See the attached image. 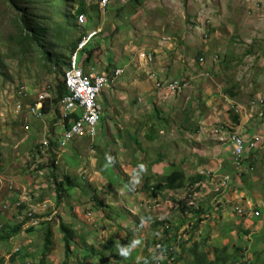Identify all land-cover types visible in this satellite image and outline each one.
<instances>
[{
    "label": "rangeland",
    "instance_id": "rangeland-1",
    "mask_svg": "<svg viewBox=\"0 0 264 264\" xmlns=\"http://www.w3.org/2000/svg\"><path fill=\"white\" fill-rule=\"evenodd\" d=\"M224 1L143 0L140 4H137L134 0H109L105 10L102 11L99 6L100 0H93L94 4H98L96 12H92L90 16L85 15L86 21L85 23H78L79 28L76 29L75 35L77 36L80 33L87 35L100 28L101 32L91 42L104 41L107 37L111 39L108 51L105 49L88 66H93L96 70L108 74L112 72L115 66L120 65L125 67V73L119 76L118 79L122 83L111 91L119 104L117 103L118 106H115V102L110 97L112 94L110 93L111 95L109 96L108 89L104 88L103 93H101V100L99 101L100 106L103 108L102 116L95 126L96 129L93 137L74 138L68 141L64 149H59L58 151L53 149L55 154L53 157H50L46 151L37 153V147L44 144V142H48V138L50 136L53 137V134L55 135V140L60 139L62 135L61 126H56L53 134L47 135V129L54 115L47 113L42 117H36L29 111L30 102H34L38 98L39 93L45 90L46 83H52L53 75L46 77H42V75L38 76L37 72L39 68L36 62L29 66L31 71L28 70V72L25 67H19L16 60H9L7 63L9 67L8 73L14 79L12 83L8 81L5 84L0 81V225L7 224L11 228L21 219V217L17 219L15 215L17 211V208L14 206L15 202L11 199V196L6 200L3 197V192L16 191L20 193L23 190L21 193L24 192V194L20 197L21 200H24L29 205L44 202L46 208L53 214L51 218L59 214L60 219L68 224H74L73 228L77 232V236L72 243L74 250L83 247L84 243L81 237H87L85 238L87 244H92L96 247L112 237L116 239L129 237L134 240V243H131L129 246L130 249L138 250L136 257L133 259V264H143L144 259L142 258L145 255L151 256L154 251L153 248H150L151 250L149 252L146 251L148 253L144 254L147 244L145 243V238L147 239L146 236L152 234L151 225H147L145 229L142 227L140 231H138L139 229L136 224L133 230H130L129 226H132L133 215L137 223L140 220V216L145 217L147 213L153 217L157 215L162 220L166 218L164 220L175 224L172 227H176L177 229L175 233L177 241L186 240L188 237L186 229L189 227V224L184 221L183 215L180 213L181 208L170 203L175 200L181 201L183 198L186 199L187 190H184L186 188L177 193L176 191L163 190L157 197L147 192L143 194V179L151 175L150 171H147L148 166L141 167L140 170L138 169L139 172L133 173L129 172L130 170L127 167H123V165L121 166V164H125L126 162L133 165L136 163V167L138 166L139 168L138 160L140 156L144 155L146 164H148V161L152 164L156 158L161 156L163 162H158L162 164L159 166V170L161 171L155 172L154 175H163L170 169L169 166H172V163L176 162V164L183 165L184 168L182 169L185 170L184 172L187 177H191L207 169L205 166L212 167L209 160H203L205 155L202 142L213 145L217 143V140L210 132L212 128L207 129L206 133H202L199 120L213 112L216 114L221 112L229 114V111H226V108L223 107L211 108L210 111L209 105H206V102L207 99L211 98H204L201 86L204 84L215 93L214 90L217 87L215 73L219 68H224V60L221 58V48L216 53L219 55V58L213 56L212 59L205 58L204 62L199 63V57H196L197 54L193 56L195 57L196 65L198 64L197 66L195 65L196 74L209 71L211 77L199 75L200 77L197 76L192 81L193 83L190 87L186 88L179 96L159 102L157 99H152L151 97L150 99H143L141 96L142 87L136 82H133V85L129 88V84L134 80L133 76L136 74V70L141 69L139 66L134 67L131 59L134 57L133 55L137 56L139 51L147 47L158 50L159 45L156 41L160 42V47L163 49V46L169 42L166 41L169 38L168 36H171L172 40L173 38L177 39L176 37L181 33L180 29H178L179 26L174 24L173 28H168L167 25L170 20L177 22V19L184 16L186 22L189 23L187 27H189L195 19V16L193 17L191 12H197L202 8L208 10L209 7H216L218 2ZM251 18L255 27L252 30H247L246 35H249L257 46L251 50L252 55H254L252 61L244 60L245 58H243L240 62L236 61L232 68L225 69L228 73L226 78L230 79L229 76L233 70L234 74L240 78L239 82L246 86L255 81L258 74H261V69L264 66V16L257 13ZM189 30L192 32V27L187 28V31ZM172 32H174V36ZM191 34L193 38L191 39L188 36L189 34H187V39H185L184 43L187 44L188 41L192 45L199 43L200 37L197 35L198 33ZM240 39H242V44L237 47L239 52L247 48L244 39L247 40L249 37L241 35ZM189 46L191 45L189 44ZM214 49L216 50V47ZM165 50L167 51V49ZM129 58L131 69L128 70L126 63H128ZM82 60L83 52L80 51L77 54V63L82 62ZM109 60H111V65L107 71L105 68L109 65ZM179 72L185 73L184 68H180ZM127 73L130 74V79H128ZM19 76L22 78L24 86L29 92L27 99L19 100L20 102L23 100V106L20 111L17 108L16 89L13 88V86L19 84ZM213 77L215 80H213ZM248 95L247 91L244 92L241 94L240 100L242 102L247 101L246 97ZM132 98L136 102L132 103ZM121 101H124L129 107L125 108V104L120 105ZM150 104H152L151 109ZM226 106L230 108L229 105ZM22 111L23 113L21 114ZM125 114L131 118V122L128 124L123 123L121 118ZM138 117L145 118V120H149L150 122L146 121L145 123L143 121V123H140V121L136 120ZM185 118L186 121L184 120ZM152 122L155 123L154 127H151ZM195 125L199 126V130L196 133L188 130V128H194ZM39 126H41V130H38ZM46 127V132L43 134L42 131ZM150 132L153 134V140L146 137ZM204 137L205 139H203ZM24 138L26 139L25 142ZM102 140L108 144L104 148V150L106 149L107 153H105L108 160L104 161L95 157L97 151L92 150V143L90 142L93 141L98 144ZM137 142L139 143L136 144ZM29 144L35 148V156L28 154L30 151L27 149L31 147L27 148L25 145ZM137 145L140 148L137 149ZM132 151H135V153L132 154ZM78 154L84 157L82 160H85L84 166ZM135 154H137V157ZM181 156L184 157L181 158ZM90 158H93L92 163L94 165H92L94 169L99 173L102 172L101 177L103 181L101 183H99V176L93 173V170L84 169L89 166ZM51 161L54 162L59 174L67 172L72 180V184L70 183L66 187L65 197L62 198L64 201L60 204L57 201L58 196L52 177L49 175V181L43 183L48 174L44 173L36 176L35 172L36 169L51 168ZM81 167L83 169H80ZM231 169L232 167H227L224 171L227 172ZM256 169L254 168L251 173L244 174L245 176L241 179L242 183H240L242 188L239 186L237 188H230L227 200H225L224 194L218 191V186L214 183L206 184L198 190L196 201L202 205L204 211L211 204L217 203L218 206L220 204L222 206L219 209L212 207L208 214H206L207 216L202 214L204 220L198 224V229L202 235H199V232L195 234V239L198 240H201L205 233L208 234V238L204 242V250L210 252L209 258H213V249L215 247L229 244V251H232L233 245L237 244V242L245 243L246 240L248 243L244 248L245 256L242 258L240 256L235 264H239L245 259L250 261V263L264 264V219H257L249 215L248 208H246L243 214L239 215L235 211V208H231L232 205H230V203H235L232 201V198L243 192L242 197L244 200L251 198V200L255 199V201L261 202L262 207L260 210H264V187L262 185L264 184V179L256 180L255 177V183L251 182L254 179V174L262 172V176L264 177V167H258L257 171ZM121 171L128 173V179L124 180L126 183L123 182L124 177ZM234 171L237 174L239 169L237 170L235 167ZM230 172L232 173L233 170ZM154 175L149 177L150 182H148L150 184L157 180V177ZM10 182L16 187H10ZM148 182L146 181L145 183L148 184ZM34 183L36 185L43 183L45 186H49V188L37 190ZM234 183H236V179ZM91 195H95L96 198H89ZM96 200H101L104 204L110 206V210L113 213H108L110 216H107V213L104 214L103 209L98 206ZM155 201L160 202V207H152ZM4 204H7L8 207L4 208ZM161 205L163 206L161 207ZM236 205L237 203L234 206ZM241 206L245 207L243 203ZM157 208H164V211L161 209L162 212H150ZM24 211L22 213L18 212L19 215L22 216ZM87 212H91L92 214L88 216L89 218L85 214ZM54 219H52L53 223L51 224L53 246L47 254L48 258H46L45 264H63L62 262L65 260L63 233L59 228L58 218ZM9 228L7 229L9 230ZM25 229L26 227L24 226L17 234L0 240V259L3 261V264L39 263L44 244L43 229H45V225L38 224L37 231L33 232H28ZM244 232H246V235H244ZM176 243L174 245L175 250L178 249ZM258 244H260L258 249L260 250V259L257 261V258L253 256V250L257 249L256 245L258 246ZM18 248L19 251H17ZM90 251L91 249H89ZM97 253L94 256L95 259H92L90 264H107V260H110L111 264H115L113 262L114 258L110 256L109 251L103 252L105 257L109 253L106 260L105 258L104 260H100L102 253ZM160 257L167 258L168 256L160 255ZM68 262L70 264H77L76 257H72ZM121 262L123 263V261ZM169 262L172 264L175 261L169 259ZM175 264H190L189 258L185 255L183 260H177Z\"/></svg>",
    "mask_w": 264,
    "mask_h": 264
},
{
    "label": "trees",
    "instance_id": "trees-1",
    "mask_svg": "<svg viewBox=\"0 0 264 264\" xmlns=\"http://www.w3.org/2000/svg\"><path fill=\"white\" fill-rule=\"evenodd\" d=\"M142 1L143 0H134L137 4H140ZM97 6L98 4H94L93 0H0V81L4 84L8 81L12 83L14 79L13 77H10L8 73L9 67L7 63L9 60H16L18 66L25 67L27 71H31L29 66L36 62V65L39 68L37 72L38 76L42 75V77H46L48 75H53L52 83H46V89L50 94V98L44 101L42 107V112L44 114L52 113L54 115L53 120L49 124V129L51 128L50 132L52 134L56 126H61L62 133L65 129H69L72 124L69 117H75L77 119L76 113L71 114L68 118H64L63 116L61 101L67 93L64 71L70 60V55L75 50L81 37L84 36L83 33H80L77 36L75 35L76 29L79 28L78 17L80 15L90 16L92 12H96ZM91 41L88 42L82 50L84 57L83 65L85 67L90 63L92 64L93 60L102 54L105 49L108 51L109 43H111V39L108 37L105 38L104 41ZM108 62L109 65H111V60ZM18 82V86H24V82L20 76ZM224 91L226 94L232 96L230 88L225 89ZM34 103L35 100L34 102H30V105H33ZM43 113L42 115H44ZM230 115L235 122L238 121L237 115L233 114L231 110ZM184 120L186 121V118ZM154 126L155 123L153 122L151 127ZM152 130L154 129L152 128ZM188 130L192 133H196L199 130V126L195 125L194 128L191 127L188 128ZM86 137H89V135L87 134ZM146 137L148 139L154 138L151 132L148 133ZM74 138L78 137H73L72 140ZM55 139V135L53 134V137L50 136L48 138L47 144H41L37 149L40 151L46 150L49 156L53 157L55 155L53 149L59 147V139ZM138 143L139 142L136 144ZM92 146L97 151V157L99 160H108L106 157V149L104 150L108 144H106L104 140L98 144L94 142ZM138 148H140L139 145H137V149ZM134 153L135 151H132V154ZM78 156L80 157V154H78ZM162 160L163 158L160 156L151 163L155 164ZM244 161L249 162L250 158H246ZM172 165L173 168L171 171L159 176L155 182L150 184L148 179H146L145 182L147 181L148 184L144 182L142 189L151 193L152 196L157 197L159 192H162L163 190H182V188H186L189 184L193 185L195 183H200L204 179V176L199 173L187 177L180 165ZM50 167L51 170L49 173L54 181L55 190L58 196L57 201L60 204L64 201L62 198L65 197L66 187L69 186L70 183L72 184V180L67 172L59 174L53 161L50 162ZM238 174L243 178L245 173L238 171ZM195 189L199 190L200 187H195ZM91 196L89 198H96L95 195ZM96 202L98 206L103 209L104 212H102L104 214L107 213V216H110L109 214L113 213V211L110 210V206L104 204L103 201L96 200ZM183 202L184 201H179L180 204H183ZM211 205L207 206L205 211L200 203L197 204L196 207H180L184 221L189 224L186 231L188 237L186 240H181V242L177 241V236L175 235L177 229H170V225L168 226L166 224L167 220H156L153 218V227L155 229L158 228V230H160V227L163 228V236L157 231L155 233L159 237L160 235L162 237L159 240L161 247L159 249L157 248V251L155 250L156 253L153 256L145 255L143 264H154L156 262H158L157 264H170L169 259L176 262L177 260H183L185 255L189 258L190 264H235L240 256V258L244 257V248L248 243L246 240L245 243L237 242V244L233 245L232 251H229V244L222 247H215L213 249V258H209L210 252L204 250V242L208 238V234L205 233L201 240L195 239V234L199 230L198 224L200 221L204 220L202 214H208L212 207L214 209L222 207L221 204L219 206L217 204L213 206ZM28 206V203L25 204L24 201H22L17 209L22 213V211L26 210ZM248 214L250 215V213ZM49 215H51L50 210L46 212V216ZM252 216L257 219L260 218L259 216ZM146 217L151 218L152 216L147 214ZM54 218H58L59 228L63 233V242L65 246V260L62 262L63 264H70L68 260L72 257H76L77 264H90L91 260L95 259L94 256L98 254L97 252L102 253L100 260H104V258L106 260L110 253V256H112L115 261L124 260L125 263H129L133 262V259L138 253L137 249H130L129 246L131 243H134V240L129 237L123 239L112 237L97 247L92 244L88 245L85 240L86 237H81L84 243L83 247L74 250L72 243L77 236V232L75 231V228H73L74 224L66 223L64 220L60 219L61 217L59 214ZM54 218L41 220L39 222V225H45V229H43L44 244L42 248V256L39 259L38 264H45L46 258L48 257L47 254L53 246L51 240V224L53 223V220H55ZM28 220V217H25L24 220H18L11 228H9L7 224H1L0 240L17 234L22 230L24 224ZM133 220H135L134 215ZM37 226L38 225L26 226L25 230L28 232L37 231ZM129 227L132 228V226ZM7 228H9V230ZM246 232H244V235H246ZM157 243L158 240L155 236L151 238L147 243L144 254L147 249L156 247ZM175 243L179 247L178 250L174 249ZM260 244H258V246L256 245V250H253V256L254 258H257V261L260 259V250H258ZM123 246L126 247V249ZM89 249H91L90 252ZM106 251H109V253L105 257L103 252ZM158 253L168 257L153 261V258ZM11 258L13 259V257ZM175 262L173 263L175 264ZM106 263H108V260ZM0 264H3L1 259ZM239 264L255 263H250V261L245 259Z\"/></svg>",
    "mask_w": 264,
    "mask_h": 264
},
{
    "label": "crops",
    "instance_id": "crops-1",
    "mask_svg": "<svg viewBox=\"0 0 264 264\" xmlns=\"http://www.w3.org/2000/svg\"><path fill=\"white\" fill-rule=\"evenodd\" d=\"M252 8H253V2H248L246 0H225L224 2H218L216 7L212 6V7H209L207 10L208 13L212 17V22L208 26V36L207 37L204 38L202 36V34H201L202 29L199 28V25L197 23H195V21L192 22V24H190L191 26H189L190 28L192 27V32L190 30L187 31V28H189V27H187L189 23L186 22V20L183 16L182 18L177 19L176 20L177 22H174V20H170L169 24L167 25V27L170 29L173 28L174 24L179 26L178 29H180L181 33H179V35L176 37L177 39L173 38V40H172V37L168 36L169 42H167L166 45L163 46L164 47L163 49L160 47L159 41H156V43L159 45L158 50L150 49L148 47L145 49H142L146 52H150V53L154 54L155 60H154V64H153L152 68L155 70V72L157 73V75L160 79L170 80V79H173L176 77L193 76L192 81H194V79L197 76L200 77L199 75L208 76V77H211V76H210L208 70H207L208 72L196 74V71H195L196 61H195V57H193V56H195V54H197L196 57H199V58L201 57L204 59V61H205V58H211L212 59L213 56H215L216 58H219V55L216 53H218L217 52L218 49L221 48V55H222L221 58H222V60H224L223 61V67L224 68H219L216 71V73H215L216 80L213 77V80H215V83L217 86L216 90H214L215 93L213 92V90H211L210 88H208L204 84L201 87L203 89L202 92L204 93V98H208V97L211 98V99H207V102H206V105H209L210 111H211V108L223 107V108H226V111H229V114L228 113H222V112L216 114L213 112L209 115H206L204 118L199 120V122L201 124L200 130L202 131V133H206L207 129H209V128L213 129V128L221 125V124H227V123L235 122L234 119H232V117L230 115V109H232V108H231V105L228 103V101H226V99H225V97H227V98L233 99L236 102L240 103L243 107H245V109L248 112L247 117L246 116L241 117V120H239V122H238L239 124L237 123V125H236L238 127L237 129L239 131H241L243 133V136L246 138L249 137L250 135H256V136H260L264 141V116H259V114L256 110L250 108V104H249L250 100L258 98L261 95H264V68H263L264 66L261 69V72H260L261 74L260 75L258 74V77L255 79V81L248 84L247 86L239 82L240 78L234 74L233 70H232V74L229 76L230 79L226 78L228 73L225 71V69H227V68H232L236 61L240 62V60H242L243 58H245L244 60L252 61V59L254 57V55H252L251 50H253V48L255 49L257 46H256V44H254L255 43L254 40L249 35H246V32H247V30H252L255 27L253 20L251 18L253 15L258 13L259 15L264 16V0H262L261 10L257 11L256 9L253 10ZM191 13L194 17L196 11L191 12ZM191 33H194V34L198 33L197 35L200 37L199 43L194 44L195 46L192 45L190 43V41H188L187 44L184 43L185 39H187V34H189L188 36H190L191 39L193 38ZM172 34H173V36L175 35L174 32H172ZM241 35L244 37H249V39H247V40L244 39L246 42L245 46L247 48H245V50L242 49V51L239 52L237 47L242 44L241 43L242 39H240ZM170 39H171V41H170ZM189 44L191 46H189ZM215 47H216V50L214 49ZM165 49H167V51ZM193 52H196V53H193ZM133 56L134 57H132V59H131V61L134 63L133 66L134 67L139 66V67H141V69L136 70V74L133 76L134 80L129 84V88L131 85H133V82H136V83H138L139 86L142 87L141 88V93H142L141 96L143 99L144 98L150 99V97L152 99L153 98L155 99L156 95H157V91L154 88V84L152 82V79H150V77H149L148 70H146L147 68L145 67V64L143 63V60H141L140 58L138 59L136 57V55H133ZM214 60H215V58H214ZM204 61H201V62H204ZM263 61H264V59H263ZM201 62H199V63H201ZM126 65L128 66V70L131 69L130 68V58L128 59V63H126ZM185 65H187V67H185ZM182 67L184 68V71H185V73H183V74L179 72L180 68H182ZM177 72H179V73H177ZM211 75L214 76V74H212V73H211ZM128 79H130V74H128ZM192 81H191V84L193 83ZM118 82H119V84L122 83L121 80H119ZM225 83H226V85H225ZM247 87H249V88H247ZM228 88H230L232 96L225 93L224 90L228 89ZM246 91L249 93V95L246 97L247 101H244L245 102L244 103V102H242V100H240V96H241V94H243ZM126 92H127V90H126ZM109 96L111 97L112 101L115 102V106L116 105L118 106L119 102L117 101V98L115 96H113V92H109ZM173 97H176V96L173 95V96H170L168 98L170 99ZM100 98H101V96H100ZM100 98H99V100H100ZM139 100H140V98H139ZM131 102L134 103L136 101H134V99L132 98ZM123 104L126 105L125 108L129 107L124 101H121L120 105H123ZM151 105L152 104H150V109L152 107ZM226 105H229L230 108H228ZM22 113H23V111L21 112V114ZM120 113H121V110H120ZM21 114H19V115H21ZM124 116H121L123 123H126V124L130 123L131 118H129V116L127 114H125ZM136 120L140 121V123H143V121H145V123H146V121L150 122L149 120H145V118H140V117H138ZM21 121H22V119H21ZM46 129H47V127L44 128V131H42L43 134L46 132ZM38 130H41V126L38 127ZM210 132H211V129H210ZM49 134H52V133L50 132V129L48 127L47 135H49ZM211 134H212V132H211ZM212 136L217 140V143L211 145V144L202 142L203 149H204L203 152L205 155L203 160H205V161L209 160V162L212 164V167L205 166V168H207L205 170H211V171L215 170V171H218V173H220V174L221 173L230 174L231 178H232V184H233L232 187L237 188L239 186L242 188V186H240V183H242V180H241L242 178L238 174V171H237V174L234 171L235 166L233 164V156L231 154L230 144L227 142H222V141L218 140V138L215 137L213 134H212ZM203 139H205V137ZM25 141H26V139L24 138V142ZM90 142L92 144L94 143L93 141H90ZM29 146H30V144L25 145V147H27V148ZM209 148H210V150H209ZM34 149L35 148L33 147V145L31 148H28L27 150L30 151L28 154H32V156H35L36 154L34 152L35 151ZM92 150L93 151L95 150L93 146H92ZM43 151L45 152L46 150H41V151L37 150L36 152L42 153ZM135 155L137 157V154H135ZM95 157L98 159L97 154L95 155ZM182 157H184V156H181V158ZM188 157H191V156H188ZM246 158H250V161L249 162H245V161L243 162L242 167L239 168L240 172H244L245 174L251 173L254 170V168L258 169V167H260V168L264 167V166H262L264 164V145L262 148L260 146L259 148H256L254 150L247 152L245 159ZM79 159L82 161L84 159V157L80 156ZM92 161H93V158H90L89 159V166L85 167L84 169L87 170V168H88L90 170H93V173H96V175L99 176L98 177L99 183H101L103 181V178L101 177L102 172L99 173V172H97L96 169H94V167H93L94 164L92 163ZM138 162H139L138 165H140L139 168H138V166L136 167V163H134L133 165H130L129 163L125 162V164H121V166L123 165V167H127L130 170L129 172H133V173H136V171L139 172L138 169L140 170L141 167L144 168V167L148 166L147 171L148 172L150 171L151 175L146 176L143 179V182H145L146 179H148V181H149L150 176L154 175V173L157 171H161V170H159V166H161L162 164H160V163L150 164V161H148V164H146V162L144 161V155L140 156V159L138 160ZM81 163L84 166L85 160L82 161ZM166 164L168 165V163H166ZM172 164L179 165V163L176 164V162L175 163L173 162ZM180 166L182 168H184L183 165H180ZM169 167H170V169L167 170L164 174L169 173L171 171V169L173 168V165L172 166L170 165ZM227 167H232V169L230 171L233 170V172L231 173L230 171H227V172L224 171V170H226ZM80 169H83V168L81 167ZM257 169H256V171H257ZM50 170H51L50 168L49 169L45 168L43 170H39L40 175L44 174V173L48 174V176H46V179L44 180L43 183L49 181ZM56 170L58 171V169H56ZM200 172H202V171H200ZM121 174L124 177L123 181L125 179H128L127 178L128 177L127 172L121 171ZM36 176H38L37 173H36ZM154 176L159 178V175H154ZM253 177H254V179L251 181L252 183H255V177H256V180H259L262 178L264 179V177L262 176V172H260V174H254ZM206 179L207 178L205 177L204 181ZM235 179H236V183H234ZM43 183L37 184V185L34 183V186L37 188V190L40 188L44 189V190L49 188V186H45ZM10 184H13V183L10 182ZM262 185L264 187V184H262ZM142 186H143V184H142ZM13 187H16V186H14V184H13ZM17 188H18V186H17ZM182 189H184V188H182ZM184 190H186V189H184ZM167 191H173V190H167ZM178 191H180V190H177L176 193ZM21 192L19 193L16 191H12V192L6 191V192H3V197L7 200L8 197L11 196V199L14 202L24 201V200L20 199V197L24 194V192L23 193H21ZM145 192H147L149 194V192L146 190L142 191L143 194ZM159 193H161V192H159ZM239 195L243 196V192L240 193ZM24 203L26 204L27 202L24 201ZM170 203L176 205L179 203V201L175 200V201L170 202ZM161 209H163V211H164V208H161ZM157 211H159V210H157ZM159 212H162V211L160 210ZM147 214H149V213H147ZM141 217L144 219L146 218V216L145 217L141 216ZM171 225L173 226L175 224L171 223ZM146 237H148V236H146ZM145 241H148V239L146 240V238H145Z\"/></svg>",
    "mask_w": 264,
    "mask_h": 264
},
{
    "label": "built area",
    "instance_id": "built-area-1",
    "mask_svg": "<svg viewBox=\"0 0 264 264\" xmlns=\"http://www.w3.org/2000/svg\"><path fill=\"white\" fill-rule=\"evenodd\" d=\"M246 1L253 2V10H261L262 0ZM108 3L109 0H100V8L102 10H105V7ZM85 21V15H80L78 17V22L80 24L85 23ZM194 21L199 25V28L202 29V36L204 38L207 37L208 26L212 22V17L208 13V11L204 8L198 10L195 13ZM99 32H101V29L97 28L92 33H88L86 36L82 37V39L77 44L76 49L72 53L69 65L65 70V84L67 93L62 99L63 116L65 118L71 114L76 113L77 119L75 117L71 118L72 124L69 129H65L63 131L61 138L59 139V147L56 148L57 151L59 149H64V147L68 144V141H70L73 137L83 136L86 132H88L90 136H93L95 134V126L99 121L101 109L100 105L97 102L98 97L102 90L105 87H110L114 83V80L123 72L122 69H117L114 73V76L111 77L97 73L93 67L85 71L81 66V63H77L78 52L82 51L88 41ZM166 41H169V39L167 38ZM138 56L148 67L149 77L150 79H152L154 88L157 91V101L166 100L169 96H177L190 86L193 76L176 77L171 80L160 79L155 70L152 68L155 58L154 54L141 50L138 52ZM201 61H204V59L200 58V62ZM14 89H16L15 97L17 100V108L20 111L23 104L19 100L28 98L29 92L28 89L25 88V86L17 85ZM49 98L50 94L48 93L47 89H45L43 92L39 93L38 98L35 100V103L29 107V111L36 117H42L43 102ZM225 99L231 105L234 114L239 117V120H241V117L243 116L247 117L248 112L245 107H243L240 103L236 102L233 99L227 97H225ZM249 104L250 108L256 110L259 116L264 115V95L250 100ZM238 122L221 124L211 130L212 134L217 137L218 140L230 144L233 163L237 167L242 165L247 152L259 148L260 146L262 148L264 145V141L260 136L250 135L247 138L244 137L243 133L237 129L238 127L236 125ZM47 143L48 142H44V144ZM203 174L207 178L205 181L196 183L188 187L189 191L184 206H197L196 195L198 194V190H196L195 187H200L201 189V187L203 188L206 184L214 183L218 186L219 192L225 194L229 191L231 183L230 175L225 173L220 174L215 170H207L206 172H203ZM10 187H13V184H10ZM225 200H227V198H225ZM232 201L237 203L236 206H234L235 203H230V205H232V208H235V211L239 215L243 214L246 208H248V212L250 213V215L259 216L261 218L264 217V210H260V208L262 207L261 202L250 199L244 200L242 195L236 198H232ZM21 202L22 201L15 202L14 206L17 208L21 204ZM154 203L155 204H152L153 208L160 207V202L155 201ZM242 203L245 205V207L241 206ZM3 207L7 208L8 206L7 204H4ZM18 212L19 211L17 209V211L15 212L17 218L21 217V220H24L25 217L29 218V220L24 224L25 227L38 225L41 220L50 219L53 215L51 213V215L46 216V212H48V209L46 208V204L44 202L29 205L22 216H20ZM90 214V212H87V217L90 216Z\"/></svg>",
    "mask_w": 264,
    "mask_h": 264
},
{
    "label": "clouds",
    "instance_id": "clouds-1",
    "mask_svg": "<svg viewBox=\"0 0 264 264\" xmlns=\"http://www.w3.org/2000/svg\"><path fill=\"white\" fill-rule=\"evenodd\" d=\"M108 5V4H107ZM99 6H100V4H99ZM106 8V7H105ZM102 11H104V10H102ZM79 23V22H78ZM80 24V23H79ZM100 33V32H99ZM98 34V33H97ZM97 34L95 35V36H97ZM84 36H86V35H84ZM84 36H82V37H84ZM94 36V37H95ZM82 37H81V39H82ZM94 37L93 38H91L88 42H90L91 40H93L94 39ZM80 39V40H81ZM79 43V42H78ZM88 44V43H87ZM86 44V45H87ZM77 47V46H76ZM76 49V48H75ZM74 52V51H73ZM72 52V53H73ZM72 55V54H71ZM71 55H70V58H71ZM138 59H139V56H138V53H137V56H136ZM155 57V56H154ZM201 58V57H200ZM200 58L198 59V61L200 62ZM154 60H155V58H154ZM70 61V60H69ZM69 61H68V65H69ZM83 62H84V57H83V60H82V62H80L81 63V66L84 68V70L85 71H87V70H89L91 67H93V66H87V67H85L84 65H83ZM144 63V62H143ZM108 64H109V62H108ZM145 64V63H144ZM154 64V63H153ZM67 65V66H68ZM145 67L147 68L146 70H148V67L145 65ZM67 68V67H66ZM66 68H65V70H66ZM95 70H96V68L95 67H93ZM108 68H109V65L105 68V69H107V71H108ZM117 69H122L123 70V72L119 75V76H121L123 73H125V67H123V66H120V65H118V66H115V68L112 70V72L110 73V74H108V73H106V72H100V71H98V70H96V72L97 73H99V74H103V75H107V76H114V73H115V71L117 70ZM64 74H65V71H64ZM119 76L114 80V83L110 86V87H105V88H107L108 89V91L109 92H111L117 85H119ZM171 80V79H170ZM190 87V86H189ZM13 88H15V86L13 87ZM46 89V88H45ZM156 90V89H155ZM101 93H103V90H102V92ZM101 93H100V95H99V97H98V100H97V102H98V104H99V101L101 100H99V98H100V96H101ZM180 95V94H179ZM178 96V95H177ZM29 97V96H28ZM170 97V96H169ZM25 99H27V98H25ZM156 99V98H155ZM168 99V98H167ZM36 100V99H35ZM159 102V101H158ZM44 103V102H43ZM22 104H23V100H22ZM25 104H28V103H25ZM30 105V104H29ZM100 105V104H99ZM23 106V105H22ZM31 106V105H30ZM43 107V106H42ZM101 107V106H100ZM61 108H62V110H63V106H62V101H61ZM103 108L101 107V109H100V118H99V121H100V119H101V116H102V110ZM231 111H232V113L234 114V112H233V110L232 109H230ZM43 113V112H42ZM44 114V113H43ZM45 115V114H44ZM70 116V115H69ZM69 116H67L66 118H68ZM238 117V116H237ZM71 118L72 117H69V120H71ZM238 120H239V117H238ZM238 122V121H237ZM96 129V128H95ZM87 134L89 135V133L88 132H86L85 133V135H83V136H79L80 138H82V137H86L87 136ZM89 137L91 138V137H93V136H90L89 135ZM72 140V139H71ZM56 149V148H55ZM244 162V161H243ZM243 162H242V164H243ZM234 164V163H233ZM234 166L237 168V170L240 168V167H242V165L241 166H239V167H237L235 164H234ZM38 170V169H37ZM39 171V170H38ZM38 171H35L36 173H37V175H40L39 173H38ZM207 170H203L202 172H200L199 174H202L203 176H204V179H205V175L203 174V172H206ZM228 175H230V174H228ZM230 178H231V175H230ZM204 179H203V181H204ZM203 181H201V182H203ZM196 184V183H195ZM194 185V184H193ZM189 186H191V184H189L187 187H186V190H187V194H188V191H189ZM233 186V184H232V178H231V183H230V188ZM232 189V188H231ZM231 189H229V190H231ZM229 192V191H228ZM228 192H226L223 196L225 197V198H227V195H228ZM151 194V193H150ZM187 194H186V197H187ZM238 196H240L239 194H237V195H235L234 196V198H236V197H238ZM156 199V198H155ZM251 200V199H250ZM181 201H184L183 202V204L181 203H178V204H176V206L177 207H182V206H184L185 205V202H186V199L185 198H183V200H181ZM197 204H199V202H197ZM163 206V205H162ZM232 208V207H231ZM157 210H161V208H159V209H154V211L153 210H151L150 212H155V213H158L159 211H157ZM91 213V212H90ZM180 213L182 214V212H181V210H180ZM86 214V213H85ZM85 214H84V216H85ZM90 215H92V214H90ZM183 215V214H182ZM83 216V217H84ZM87 216V215H86ZM82 217V218H83ZM89 218V217H88ZM152 218V219H151ZM151 218H149V217H146L145 219L144 218H142L141 216H140V220L139 221H137V223H136V221L135 220H132V228H130L131 230H133V227H134V225L136 224V226H137V228L139 229L138 231H140L141 230V228L142 227H144V229H145V227L147 226V225H151V230H152V234H150V235H147L148 237H147V239H148V241H145V243H148L149 241H150V239L151 238H153L154 236L157 238V240H158V243L156 244V247H151V248H153L154 249V251L152 252V254H151V256H153L155 253H156V251H157V248L159 249L160 247H161V244H160V242H159V240L162 238L161 237V235H162V232H163V228L162 227H160V230H158V228H154L153 227V223H154V219H156V220H162V219H159L158 217H157V215H155L154 217L152 216ZM154 218V219H153ZM261 218V217H260ZM18 219V218H17ZM85 219V218H84ZM87 219V218H86ZM164 219H166V218H164ZM163 219V220H164ZM262 219H264V217L262 218ZM21 220V219H20ZM168 226H169V228L171 229V228H173L172 227V225H171V223L170 222H168L167 221V223H166ZM188 224V223H187ZM25 226V225H24ZM188 227V226H187ZM176 228V227H175ZM156 231L157 232H159L161 235H160V237L158 236V235H156L155 233H156ZM186 231H187V229H186ZM198 232H199V234H201V231H199L198 230ZM197 232V233H198ZM163 236V235H162ZM141 237H145V236H141ZM87 238V237H86ZM146 239V240H147ZM124 247V246H123ZM146 247H147V244H146ZM145 247V248H146ZM125 248V247H124ZM178 249H179V247H178ZM177 249V250H178ZM19 250V248L17 249V251ZM151 249H147L146 251H150ZM156 250V251H155ZM148 252H146V253H148ZM160 255H162L161 253H158L154 258H153V261H157L158 259H160L161 257H160ZM159 256V258L157 259V257ZM164 256H166V255H164ZM145 257H143L142 259H144ZM121 261H123V263L121 262ZM113 262L115 263V264H117V262H118V264H133L134 262H129V263H125V261L124 260H120V261H115V260H113ZM158 262H156V263H154V264H157ZM107 264H111L110 263V260H108V263Z\"/></svg>",
    "mask_w": 264,
    "mask_h": 264
}]
</instances>
